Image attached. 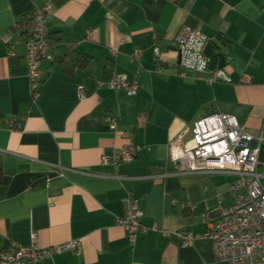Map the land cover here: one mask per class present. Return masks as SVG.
<instances>
[{"label":"crops","instance_id":"0c3cea01","mask_svg":"<svg viewBox=\"0 0 264 264\" xmlns=\"http://www.w3.org/2000/svg\"><path fill=\"white\" fill-rule=\"evenodd\" d=\"M47 4L54 51L34 100L17 25ZM184 26L221 49L223 81L180 75L173 42ZM80 55L85 68L67 74L62 61ZM116 76L137 82V94L112 90ZM215 114L263 138L264 168V0H0V252L77 243L81 253L38 264H229L216 262L212 243L199 237L234 206L239 178L164 177L172 142ZM129 143L138 149L132 162L103 163ZM129 194L148 229L135 242L118 226ZM177 233L197 239L184 247Z\"/></svg>","mask_w":264,"mask_h":264},{"label":"built area","instance_id":"2783aa9c","mask_svg":"<svg viewBox=\"0 0 264 264\" xmlns=\"http://www.w3.org/2000/svg\"><path fill=\"white\" fill-rule=\"evenodd\" d=\"M53 6L47 4L38 8L33 16L17 25L20 42L27 47L29 79L33 99L39 97L42 81L41 66L48 61L54 51L50 41L48 23ZM211 40L198 30L184 26L173 42V48L179 54L180 67L185 72L210 74L207 82L215 84L225 79L222 70H212L205 49ZM141 50H137L134 60H139ZM159 53L155 51V61ZM112 90H125L135 96L139 91L137 82H130L126 76H116L110 82ZM106 121L118 134L119 122L107 115ZM121 136L129 140L131 134L122 132ZM263 138H255L240 126L234 116L215 114L205 117L190 128V138L179 136L170 146L168 163L169 175H234L238 182L231 186L235 198L232 208L224 210L221 218L207 225L199 238L209 240L213 245L216 262L229 264H264V168L259 162L260 147ZM138 153L133 143L115 149L112 155L103 158L105 164H127ZM125 214L118 221L132 242L148 229L143 226V213L139 201L129 194L124 200ZM152 230L156 231L153 227ZM184 247L191 246L197 239L191 234L177 233ZM77 250L80 244L73 243L49 249L37 246H13L0 252V264H38L47 257L58 253Z\"/></svg>","mask_w":264,"mask_h":264},{"label":"trees","instance_id":"16d2710c","mask_svg":"<svg viewBox=\"0 0 264 264\" xmlns=\"http://www.w3.org/2000/svg\"><path fill=\"white\" fill-rule=\"evenodd\" d=\"M20 24V23H19ZM50 41L53 44L52 39L50 38ZM89 59L88 57L84 55L78 56L76 59L75 58H68L62 61L61 64H63L64 71L69 74L73 75L75 70L78 67H83L85 68V65L88 63ZM113 65H108L105 69V75L109 78L113 72ZM3 181V170H2V160L0 158V185L2 184Z\"/></svg>","mask_w":264,"mask_h":264},{"label":"water","instance_id":"95a60500","mask_svg":"<svg viewBox=\"0 0 264 264\" xmlns=\"http://www.w3.org/2000/svg\"><path fill=\"white\" fill-rule=\"evenodd\" d=\"M205 55L210 60V68L212 70L223 69L225 67V56L221 52V49L215 47L214 44L210 43L207 45Z\"/></svg>","mask_w":264,"mask_h":264}]
</instances>
